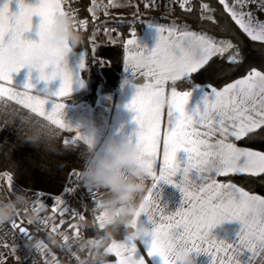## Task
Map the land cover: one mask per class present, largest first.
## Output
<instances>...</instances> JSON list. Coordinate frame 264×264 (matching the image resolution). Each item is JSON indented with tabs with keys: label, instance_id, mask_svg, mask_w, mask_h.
I'll list each match as a JSON object with an SVG mask.
<instances>
[{
	"label": "snow or ice",
	"instance_id": "obj_1",
	"mask_svg": "<svg viewBox=\"0 0 264 264\" xmlns=\"http://www.w3.org/2000/svg\"><path fill=\"white\" fill-rule=\"evenodd\" d=\"M11 3L12 0H4L0 4V81L11 83L14 72L24 67L30 70L35 68L39 70V79L42 81L50 83L57 78L61 80L58 90L48 91L46 95H68L74 82V74L64 64L69 51L56 49L52 54L53 60L41 58L43 38L51 31L56 15L64 13L60 0H38L35 5L17 0L18 11L15 12L11 11ZM219 3L252 41L264 42V20L252 11L245 10L249 4H257L258 9L264 12V0H219ZM202 8L211 11L207 4L202 5ZM37 15L40 17L37 28L39 40L25 39L24 33L33 28V17ZM207 18L211 19V16ZM85 23L74 21V26ZM157 31L158 40L151 50H141L135 39L127 41L135 51L126 57V65H130L126 66V70L130 69L134 73L138 71L147 79L142 87L137 88L127 107L136 113L135 120L139 126L137 141L150 157L152 188L157 189L160 181L175 184L183 193V202L178 211L165 214L164 209L156 203V199H160L158 192L155 198H151V191L149 197L144 198L137 215L146 214L148 222L153 225L147 235L151 238L147 256H159L162 264H175L169 254L172 237L175 236L198 253H208L212 258L216 253L223 252L227 260L221 259L218 264H241L239 256L243 252L249 254L245 264H252L253 258L264 252V197L251 195L232 184L217 183L213 174L203 173L202 165L214 156L223 164L215 175L250 173L255 176L264 173V153L226 142L229 137L240 140L249 132L264 126V72L252 69L221 90L211 88L210 93L198 84H193L190 91H177V81H190L192 75L204 68L213 57L224 58L233 45L190 31L177 33L175 29H168L167 35L163 34L165 30L162 28H157ZM228 62L238 63L239 53H229ZM80 67L84 68L83 59ZM168 82H171L172 87L166 96ZM34 87V84L27 83L24 86L26 91L21 92L0 84V98L14 100L52 125L71 130V125L60 118L64 105L54 102L50 110H46L47 100L29 94V90ZM195 87L202 89V98L189 111L186 106ZM157 95L166 96L169 103L161 105L154 102L153 98ZM165 107L168 128L162 140L163 164L157 175L154 165L161 145V120ZM35 131L42 135L48 134L44 125ZM217 133L221 137L222 150L210 152L207 145ZM77 139H83L91 146L90 138L83 133ZM180 150L187 153L184 161L177 159ZM193 170L198 173L201 183L191 178ZM178 176L179 180L176 179ZM104 218L105 213L98 217L101 228ZM229 220H237L242 224L238 241L226 243L212 239V229ZM10 223L13 228L19 227L23 235H28L27 230L15 220ZM136 240L135 236H131L123 244L113 242L108 251H115L117 256L124 257L119 264H147L144 256L138 252ZM44 247L43 244L36 245L37 249ZM212 248L215 253L210 252Z\"/></svg>",
	"mask_w": 264,
	"mask_h": 264
},
{
	"label": "crops",
	"instance_id": "obj_2",
	"mask_svg": "<svg viewBox=\"0 0 264 264\" xmlns=\"http://www.w3.org/2000/svg\"><path fill=\"white\" fill-rule=\"evenodd\" d=\"M101 1L97 0V2L103 5ZM3 2L4 0H0V4ZM24 2L35 5L38 0H24ZM92 2L93 0L89 4L88 11L94 18L101 15L108 17L134 15L135 17L132 20H137L140 23V28L137 31H131L130 34L125 36L114 32L92 34L89 53L94 60V71L97 76L95 97L92 101L85 99L66 100L72 94L87 88V82L82 76L83 68L80 67L82 59L83 63H85V54L82 51L74 49L69 51L64 58L66 68L74 74L73 88L66 96L50 97L46 95L48 91L58 90L61 80L57 78L50 83L42 81L39 79V70L35 68L30 70L28 67H24L18 72H14L11 83L0 81V84L5 88L21 92L26 91L24 86L27 83L34 84L35 87L29 90V94L37 95L41 99L47 100L46 110H50L54 102L64 105L62 109L63 116L60 118L71 125V130L52 125L43 117L32 113L29 109L14 100L9 101L7 97L0 98V200L12 199L17 193H22L24 196L29 193H37V215L45 222H48V225L53 227L57 233L65 236L66 239H69L71 229L68 218L64 214V209L69 207L82 214L84 213V206L79 194L77 192H70L67 189V182L71 176L79 177L82 180L81 169L85 164V154L89 148L83 139H77V137L81 133L88 136L89 129H91L92 134L95 136L96 149H99L111 137L138 139L136 133L139 126L135 120L136 113L128 108L127 105L135 96L137 88L142 87L147 82V79L138 71L134 73L130 69L126 70V66L130 67V65H126V57L135 51V48L132 45H128L127 41L135 39L138 45L141 46V50H151L155 47L158 40L157 28L164 29V35H167L168 29H175L177 33L190 31L204 34L178 25L173 21L164 22L155 19L139 18L143 13L139 0H104V3H106L105 7L103 10L97 12L93 9ZM60 3L62 11L66 13L61 0ZM99 3L98 8L100 9ZM10 8L13 12L18 11L17 0H12ZM245 10L252 11L258 18L264 20V12L258 9L257 4H249ZM155 11H157L156 14L169 17L170 14L167 13L171 11V8L165 9L163 3H161ZM39 21L40 17L38 15L33 17V28L24 33L25 39L39 40L37 31ZM216 40L220 41L219 39ZM236 79L221 87L214 88L221 90ZM198 85L204 87L209 93L211 92V88H213L210 85ZM171 87V82H168L166 85V96L170 94ZM176 88L177 91H190L192 85L189 88ZM201 98L202 89L195 87L193 95L186 106L187 110L191 111L201 101ZM40 125H44L48 133L51 134L50 143H41L39 147H35L30 143H24L25 136L34 132ZM167 128V108L165 107L161 120V145L158 149L156 164L154 165V171L157 175L163 164L162 140ZM220 139L221 137L217 133L211 138V142L220 141ZM226 142L234 143L240 148L262 152L255 148L236 144L234 137H229ZM186 157L187 153L183 150L177 153V159L180 161H184ZM239 174L251 175L250 173H229L228 175ZM190 175L197 183L202 182L195 170ZM213 175L217 183L232 184L238 188H242L234 182L220 179L228 175ZM9 177H11V184L9 183ZM179 178L178 176L176 179L179 180ZM152 184L153 181L150 177L147 180L146 190L142 194L141 203L145 197H149V192L151 191L153 193V197L151 198H155L156 192L159 193L160 199H156V203L164 209L165 214L175 213L182 207L183 193L175 184L160 181L157 189H153ZM90 188L97 197L100 217L104 213L100 208V203L106 199L107 193L104 190ZM249 194L262 197L253 192H249ZM12 220H15L20 227L25 228L31 239H36L38 244L45 245L44 248L39 250L46 260L51 264H64L63 259L57 256L54 247L49 242H52V240L48 241V236L45 237L43 234H38L32 228L24 209L13 216L10 221ZM141 222L147 223L149 228L153 227L148 222L146 214H142ZM241 229L242 224L240 221H224L212 229V239L223 240L226 243L238 241ZM130 231L128 230L119 238H113V241L109 242L105 247L109 249L113 242L121 244V241H125L129 236ZM99 235L100 233H96L94 238H97ZM150 239V236H145L135 241L138 252L144 256L147 264H162L159 256L152 258L147 256L146 250L150 246ZM87 240L91 239L83 235L78 242L81 245ZM105 247H102V252L105 251ZM204 247L207 248L208 245L205 244ZM87 248L82 247L83 250ZM210 252L215 253V249H210ZM90 254L91 252L86 255L83 254V264L87 260L86 257L89 256L90 258ZM106 256L109 257L106 259L109 264H119V261L124 258L123 256H117L115 251H108ZM248 256L247 252L241 253L239 256L241 264H245ZM221 259L227 260V256L223 252L216 253L213 258L208 253L201 252L197 254V264H218ZM0 264H19V262L12 255H5L0 249ZM96 264H101V262L98 261ZM252 264H264V252L254 257Z\"/></svg>",
	"mask_w": 264,
	"mask_h": 264
},
{
	"label": "clouds",
	"instance_id": "obj_3",
	"mask_svg": "<svg viewBox=\"0 0 264 264\" xmlns=\"http://www.w3.org/2000/svg\"><path fill=\"white\" fill-rule=\"evenodd\" d=\"M82 41L83 37L75 30L74 19L67 13L58 14L51 31L43 38L44 51L41 58L53 60L52 54L56 49L71 51ZM153 99L161 105L169 103V99L164 95H157ZM88 137L91 146L85 154L81 177L86 186L107 193L106 199L100 203V208L105 213L103 220L105 231L103 235L85 241L81 247L96 249L101 264H109L104 259L108 253L105 246L113 241L114 232L121 226L131 230L128 237L135 236L137 240L147 236L152 230L147 223L141 222L142 215H137L147 180L151 177L152 164L150 157L144 153L137 140L111 137L96 149V140L91 129ZM50 141V133L42 135L39 131H34L24 138V143H30L35 147ZM207 150L219 152L222 150V143L219 140L210 142ZM222 167V161L213 156L202 165V171L204 174L212 175ZM26 205L27 200L22 193L15 194L12 199L0 200V226L10 221ZM123 243L125 241H121V244ZM102 247H105L103 252L100 251ZM169 254L175 264H197L198 252L190 245L180 242L175 236L172 237Z\"/></svg>",
	"mask_w": 264,
	"mask_h": 264
},
{
	"label": "trees",
	"instance_id": "obj_4",
	"mask_svg": "<svg viewBox=\"0 0 264 264\" xmlns=\"http://www.w3.org/2000/svg\"><path fill=\"white\" fill-rule=\"evenodd\" d=\"M61 2L63 3L62 0ZM90 2L91 0H71L70 10L75 11V14H70L69 8H67L63 3L66 13L69 14L74 19V21L86 22L82 26L75 27V30L83 37V41L74 50L82 51L85 54V65L82 69V76L87 82V88L72 94L70 98H66V100L69 101L78 99L92 101L95 97L97 76L94 71V60L89 53L91 36L93 33H95L92 31V25L96 22L102 21H119L121 26L118 33L121 36L128 35L131 33V31H137L140 28V23H138L137 20H132L135 17L134 15L112 17L101 15L96 18L92 17L88 11ZM139 2L141 3V8H143L141 0H139ZM200 2L207 4L211 11L200 10L198 8V3ZM142 11V16L139 18L142 17L147 19H155L164 22L173 21L178 25H182L188 29L204 33L214 39L228 40L233 45V49L239 53V62L236 64L229 63L225 57H213L204 68H202L198 73L192 75L190 81H177L175 84L176 87L189 88L193 84H205L218 88L238 77L244 76L252 69H257L264 72V42L252 41L239 28V26L235 24L228 13L225 12L223 6L219 3V0H194V6L190 10H183L177 4L173 3L169 17L156 14L153 11L145 12L144 9ZM208 16H211V19H208ZM130 22H132L133 25H131ZM236 144L255 148L264 152V126L249 132L242 139L236 140ZM220 179L234 182L243 189L264 197V173H260L255 176L246 174L228 175L221 177ZM128 230L129 229L126 227L121 226L114 232L113 238H119L123 236V234ZM104 231V228H100L97 231L94 230L90 226L87 217L84 215L83 235L89 239H93L96 233L103 235ZM43 236L47 237L44 234ZM47 239L48 241L52 240V242H49L54 247L57 256L62 258L54 240L48 237ZM86 252L84 255L87 254ZM86 258L87 260L84 262V264H96V262L100 261V259L95 257L93 263H91L90 259L92 257L89 258L88 256ZM107 258L109 257H104V259Z\"/></svg>",
	"mask_w": 264,
	"mask_h": 264
},
{
	"label": "built area",
	"instance_id": "obj_5",
	"mask_svg": "<svg viewBox=\"0 0 264 264\" xmlns=\"http://www.w3.org/2000/svg\"><path fill=\"white\" fill-rule=\"evenodd\" d=\"M62 1L70 10L71 0ZM141 2L145 12H152L156 6L163 2L175 3L183 10H190L194 6V0H187V2L185 0H141ZM181 4L184 6L181 7ZM202 5H204L202 2L198 3L200 10H203ZM71 13L75 14V11L70 10ZM130 23L133 25L132 22ZM120 26L119 21L96 22L92 25V31L95 33H118ZM67 189L70 192H77L84 206L83 214L69 207L64 209V214L68 218L71 229L69 239L57 233L53 227L48 225V222H45L37 215V193H29L25 196L27 205L23 209L35 232L42 233L54 240L64 264H82L77 246L79 245V239L84 233V215L87 217L90 226L96 231L99 230L101 222L98 219V201L93 190L86 186L79 177L71 176L67 182ZM37 244L38 241L36 239L23 235L19 227L13 228L10 221L0 226V249L5 255L14 256L19 264H51L40 253V250L36 248Z\"/></svg>",
	"mask_w": 264,
	"mask_h": 264
},
{
	"label": "rangeland",
	"instance_id": "obj_6",
	"mask_svg": "<svg viewBox=\"0 0 264 264\" xmlns=\"http://www.w3.org/2000/svg\"><path fill=\"white\" fill-rule=\"evenodd\" d=\"M93 4H92V7H93V9L94 10H96V12L97 11H100V10H103V8L105 7V4L106 3H104V0H102L101 1V3H103V5L102 4H100L99 2H97V0H93V2H92ZM98 3L100 4V9L98 8ZM163 5H164V7H165V9L166 8H171V6H172V4H170V3H167V2H163ZM163 7V6H162ZM156 8H157V6H156ZM156 8L153 10V12H157V11H155L156 10ZM168 12V11H167ZM166 12V13H167ZM165 13V12H164ZM167 14H170V12H168ZM220 41H228V40H225V39H219ZM229 42V41H228ZM229 53H232V54H235L236 53V51L232 48V49H230L229 50ZM229 53H226L225 54V58L228 60V56H229ZM77 248L79 249V256H80V260L83 262L84 261V257H83V254L86 252V250H87V253H90L91 252V254H90V257H92L91 259H90V262L91 263H93V260H94V257H96L98 254H97V251H96V249H92V248H87L86 250L84 249H82V247H81V245H80V243H79V245L77 246ZM102 249L103 248H101L100 249V251L102 252ZM78 251V250H77ZM84 251V252H83Z\"/></svg>",
	"mask_w": 264,
	"mask_h": 264
},
{
	"label": "water",
	"instance_id": "obj_7",
	"mask_svg": "<svg viewBox=\"0 0 264 264\" xmlns=\"http://www.w3.org/2000/svg\"><path fill=\"white\" fill-rule=\"evenodd\" d=\"M93 239H95V238H93Z\"/></svg>",
	"mask_w": 264,
	"mask_h": 264
}]
</instances>
